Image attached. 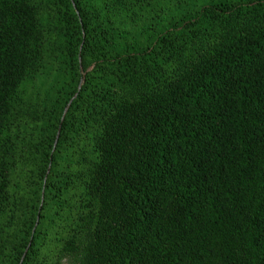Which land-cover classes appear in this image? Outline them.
<instances>
[{
    "label": "trees",
    "instance_id": "obj_1",
    "mask_svg": "<svg viewBox=\"0 0 264 264\" xmlns=\"http://www.w3.org/2000/svg\"><path fill=\"white\" fill-rule=\"evenodd\" d=\"M0 264H264V0H0Z\"/></svg>",
    "mask_w": 264,
    "mask_h": 264
}]
</instances>
